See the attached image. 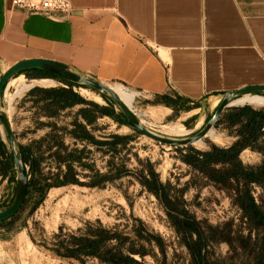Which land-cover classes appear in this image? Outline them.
I'll use <instances>...</instances> for the list:
<instances>
[{
	"label": "rangeland",
	"instance_id": "374dc122",
	"mask_svg": "<svg viewBox=\"0 0 264 264\" xmlns=\"http://www.w3.org/2000/svg\"><path fill=\"white\" fill-rule=\"evenodd\" d=\"M5 71L0 63V78ZM22 78L28 85L43 79L35 74L16 78L4 96L20 149L31 159L23 162L29 178L25 204L10 221L0 223L1 260L16 264H131L129 260L139 264H264V226H258L256 212L250 216L243 209H251L252 197L264 212V186L210 182L179 159L178 148L139 135L127 126L118 107L88 88L69 89L86 103L70 110L61 109L60 103H42L46 95L38 92L40 88L35 89L36 102H24L15 96ZM51 86L63 89L59 84ZM108 86L134 95L131 110L151 131L164 135L165 128L179 126L183 133L164 135L170 138L199 132L223 99V93L210 94L169 110L129 89ZM84 90L99 96L101 102ZM94 106L114 112L124 124L101 115ZM243 107L264 110L249 105L232 109ZM212 133L216 139L208 135L203 146L190 147L208 152L231 143L221 136L222 131L218 134L217 127ZM0 140L4 144L0 146L1 213L15 198L16 176L1 126ZM248 160L259 162L257 157ZM121 172L129 174L119 177ZM152 176L160 184H170L167 200L182 216L167 215L147 187L148 183L156 188ZM71 254L76 257L67 256Z\"/></svg>",
	"mask_w": 264,
	"mask_h": 264
},
{
	"label": "crops",
	"instance_id": "0c3cea01",
	"mask_svg": "<svg viewBox=\"0 0 264 264\" xmlns=\"http://www.w3.org/2000/svg\"><path fill=\"white\" fill-rule=\"evenodd\" d=\"M66 1L69 15L46 16L0 0V63L6 71L22 61L54 62L169 110L210 94L264 87V0ZM34 74L66 91L77 88L37 72L17 78ZM36 88L57 89L33 86L21 99L36 102ZM231 109L216 125L218 134L231 140L224 148L240 140V125L231 128L224 120ZM250 157L259 162H249ZM240 159L259 166L264 154L246 148ZM0 264L16 263L0 259Z\"/></svg>",
	"mask_w": 264,
	"mask_h": 264
},
{
	"label": "trees",
	"instance_id": "16d2710c",
	"mask_svg": "<svg viewBox=\"0 0 264 264\" xmlns=\"http://www.w3.org/2000/svg\"><path fill=\"white\" fill-rule=\"evenodd\" d=\"M26 75V74H25ZM71 86V85H70ZM39 93H44L46 98L49 100L45 104H62L61 109L70 107L72 105L80 104L85 105L86 103L78 96H74L70 92L64 89H53V90H39ZM36 93V91H35ZM71 100H65V97H70ZM171 107V104H166ZM96 110L101 114L116 120L119 124H124L114 112L103 110L98 106H94ZM84 115V112H82ZM224 120L228 125L233 128L236 125H240V129L237 130L240 140H238L233 146L229 148L212 147L211 151L200 152L194 151L191 147L189 148H178L180 153L179 159L190 167L192 170L200 173L203 177L208 179L210 182L216 185H223L228 180L243 184L244 187L252 185L263 187L264 186V162L259 166L244 165L240 159L241 153L246 148H251L260 151L264 154V110H254L249 107L235 108L228 112ZM90 122V121H89ZM231 132V129L229 130ZM115 140H121V138L114 137ZM124 140V139H123ZM0 146L4 147L1 143ZM20 155L23 162L26 164L30 162L31 156H26V152L20 149ZM128 172L120 173L119 177L128 175ZM152 175V174H151ZM155 189L147 183V187L154 194V196L161 203L168 216H182V213H177L171 202L167 200V192L170 190V184H160L155 177H153ZM153 185V184H152ZM249 197V196H248ZM250 210L243 206V209L250 216H253L256 212L260 219H258V226H264V212L258 206L256 201L249 197ZM177 213V214H175ZM198 237L202 242V235L196 230ZM69 257H76L75 254L67 255ZM131 264H139L134 260H129ZM119 264V263H116Z\"/></svg>",
	"mask_w": 264,
	"mask_h": 264
},
{
	"label": "water",
	"instance_id": "95a60500",
	"mask_svg": "<svg viewBox=\"0 0 264 264\" xmlns=\"http://www.w3.org/2000/svg\"><path fill=\"white\" fill-rule=\"evenodd\" d=\"M30 72L47 74L77 87L88 88L99 95L108 98L116 107H118L121 114L128 123L127 126L133 131L141 136L153 140L156 143L175 148H187L195 145L198 142H201L214 130L222 114L227 109L234 108V106H231L234 101L248 95H264V87H251L235 92L225 93L214 116L199 132L188 138H170L157 134L142 124L136 114L120 99V97L110 88V86H107L97 80L87 77L84 74H80L66 66L54 62L44 60H29L19 62L9 68L0 78V126L9 143V157L11 161V167L13 173L16 176L15 198L10 207L0 213V223L12 219L20 212L23 205L25 204L29 192V178L27 169L21 159L20 145L12 129L10 117L4 108L3 100L4 94L10 82L17 77L23 76Z\"/></svg>",
	"mask_w": 264,
	"mask_h": 264
},
{
	"label": "bare ground",
	"instance_id": "6f19581e",
	"mask_svg": "<svg viewBox=\"0 0 264 264\" xmlns=\"http://www.w3.org/2000/svg\"><path fill=\"white\" fill-rule=\"evenodd\" d=\"M14 81H12L13 83ZM55 83V82H54ZM52 81H37L34 82V84H26L24 79H21V85L19 86L15 96L21 97L26 91H28L33 86H48V85H54ZM11 84V83H10ZM119 97L120 99L131 109V102L134 100V95H130L126 92H124L120 87H110ZM84 93L91 96L96 102H101V98L97 95H94L86 90H84ZM249 105L252 107H264V97L261 96H244L232 103L231 106H244ZM142 124H144L142 122ZM145 125V124H144ZM183 132L180 130L179 126L172 125L168 128L164 129V135L167 136H180ZM209 136H211L213 139L217 138V135L214 133H210ZM203 141L196 143V146H203Z\"/></svg>",
	"mask_w": 264,
	"mask_h": 264
},
{
	"label": "built area",
	"instance_id": "2783aa9c",
	"mask_svg": "<svg viewBox=\"0 0 264 264\" xmlns=\"http://www.w3.org/2000/svg\"><path fill=\"white\" fill-rule=\"evenodd\" d=\"M12 6L29 14L69 15L71 4L66 0H12Z\"/></svg>",
	"mask_w": 264,
	"mask_h": 264
},
{
	"label": "flooded vegetation",
	"instance_id": "af4514ba",
	"mask_svg": "<svg viewBox=\"0 0 264 264\" xmlns=\"http://www.w3.org/2000/svg\"><path fill=\"white\" fill-rule=\"evenodd\" d=\"M40 76V75H39Z\"/></svg>",
	"mask_w": 264,
	"mask_h": 264
}]
</instances>
